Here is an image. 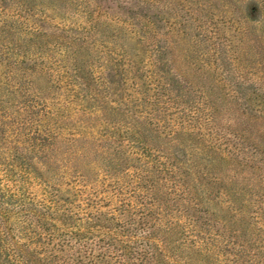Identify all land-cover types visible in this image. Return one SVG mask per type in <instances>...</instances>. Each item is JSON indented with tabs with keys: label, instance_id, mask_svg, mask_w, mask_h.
I'll use <instances>...</instances> for the list:
<instances>
[{
	"label": "trees",
	"instance_id": "trees-1",
	"mask_svg": "<svg viewBox=\"0 0 264 264\" xmlns=\"http://www.w3.org/2000/svg\"><path fill=\"white\" fill-rule=\"evenodd\" d=\"M67 1L79 9L80 0ZM9 18L14 23L9 24ZM89 18L76 32L72 28L64 33L65 26L57 25L59 33L49 34L45 15L12 10L0 0V174L9 177L18 170L23 177L25 172L30 175L34 162L46 166L47 153L65 134L60 122L76 114L101 120L103 128L91 135H98L111 161L119 156L120 163L140 162L135 181L131 188L113 193L118 204L108 211L90 199L73 206L57 194L20 195L0 181V264H261L257 253L247 252L218 230L226 224L204 215L195 196L203 192L218 210L239 211L235 195L220 189L222 177L211 167L223 168L227 183L248 176L228 164L245 167L249 161L244 159L255 154V147L245 143L253 119L243 133L230 132L236 141L227 139L215 124L210 94L201 87L184 88L179 73L164 70L171 62L167 50L179 36L170 32L163 45L147 43L148 53L139 66L127 58L125 49L122 69L118 61L113 64L120 80L131 82L123 88L129 90V103L111 95L101 99L95 70L99 40L94 19ZM17 33L28 46L13 41ZM210 64L196 69L208 72ZM98 68L107 70V61ZM35 77H45L51 89H61L59 102L48 107L41 95L29 90ZM101 82L111 90L113 81ZM184 95L191 98L181 106ZM106 110L115 117L111 122Z\"/></svg>",
	"mask_w": 264,
	"mask_h": 264
},
{
	"label": "rangeland",
	"instance_id": "rangeland-1",
	"mask_svg": "<svg viewBox=\"0 0 264 264\" xmlns=\"http://www.w3.org/2000/svg\"><path fill=\"white\" fill-rule=\"evenodd\" d=\"M6 1L12 10L45 15L49 34L59 33L57 25L65 26L64 33L72 28L76 32L75 29L87 26L89 16L94 19V31L99 40L95 49L98 61L95 70L99 77L98 89L103 91L101 99L111 95L112 99L121 98L129 103V90L126 92L123 88L131 82L123 83L120 75L112 70L117 61L122 69V49L127 58L139 66L148 53L145 50L147 43L163 45L168 32L179 35L174 37L175 45L167 50L165 57L171 62L165 63L164 70L179 73L184 88L192 91L201 87L210 94L215 124L226 133L230 142L236 141L231 133L241 134L248 130L247 123L253 119L250 122L253 130L245 143L255 147L252 148L255 154L244 159L249 161L245 167L233 165V162L228 164L248 176L239 183H227L224 169L217 165L211 167L213 173L222 177L220 189H230L235 195L239 211L231 214L218 210L217 205L207 201V195L200 191L195 195L196 200L204 215L226 224L224 229L219 225L215 230L243 244L247 252L257 253V261L264 264V0H80L79 9L72 5L76 3L67 0ZM86 1L90 3L85 7ZM7 22L11 24L14 20L9 18ZM131 29L137 34L131 33ZM13 38L14 42L18 40L29 45L21 33ZM105 61L107 70L98 68ZM203 62L211 63L208 72L196 69ZM105 78L113 81L111 90H105L101 82ZM54 88L47 85L45 77H35L29 82V90L41 95L48 107L60 100L61 89ZM190 98L184 95L179 100L180 105H186ZM106 111L111 122L115 117ZM60 125L65 134L47 153L46 166L34 162L29 165L30 175L24 171L23 177L18 176V170L9 177L0 174L1 184L24 196L57 194L61 202L73 206L83 205L90 199L99 201L103 211L112 209L118 204L113 193L117 189L131 188L140 162L120 163L119 156L111 161L114 158L101 149L103 142L98 135H91L92 131L103 128L101 120L75 114ZM80 132L83 133L80 138L70 139L71 135L78 136ZM239 157L243 161L245 154ZM212 234L218 237L217 231Z\"/></svg>",
	"mask_w": 264,
	"mask_h": 264
}]
</instances>
